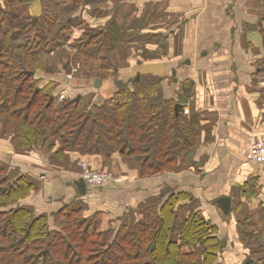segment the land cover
<instances>
[{
    "label": "crops",
    "instance_id": "0c3cea01",
    "mask_svg": "<svg viewBox=\"0 0 264 264\" xmlns=\"http://www.w3.org/2000/svg\"><path fill=\"white\" fill-rule=\"evenodd\" d=\"M77 2L84 5L76 9L63 3L60 10L63 20H80L75 33L92 34L109 20L114 24L109 22L101 30L113 35L102 55L110 58L108 70H115L116 75L98 68L88 70L107 90L96 92L92 101L111 96L118 82L129 83L138 74L153 73L162 78L156 99L179 101L183 97L190 113L201 115L203 141L189 153L188 162L172 171L143 176L135 158L118 153L109 160L99 154L82 155L65 149L62 140L53 136L39 147L24 149L14 139V125L1 124L0 160L8 165L13 179L27 175L35 183L21 205L47 214L54 226L59 224L53 212L66 204L83 207L88 216L99 212L102 228L108 230L123 224L135 226L147 207L161 206L170 194L180 192L179 204L199 211L217 227L224 244L216 264H244L250 249H258L257 257L262 258L264 166L251 159L250 147L254 139L264 138V0ZM49 3L0 0V8L10 12L12 20H51L55 8ZM42 59L40 77L54 81L56 92L69 98L75 89L68 90L70 81L79 67L69 65L67 58L63 62L57 50L45 51ZM62 76L68 79L66 88ZM184 83L189 85L187 96L180 90ZM84 161L95 169L111 171L113 179L104 185L86 183L82 195L77 181ZM224 196L231 200L229 216L216 203ZM195 248L201 258L195 264H202L204 246Z\"/></svg>",
    "mask_w": 264,
    "mask_h": 264
},
{
    "label": "trees",
    "instance_id": "16d2710c",
    "mask_svg": "<svg viewBox=\"0 0 264 264\" xmlns=\"http://www.w3.org/2000/svg\"><path fill=\"white\" fill-rule=\"evenodd\" d=\"M9 13L0 8V30L8 36ZM109 22L113 24L109 20L96 26L98 31L73 38L67 20L47 41L29 38L21 44V54L2 41L0 125H14V139L24 149L39 147L53 136L62 140L65 149L82 155L99 154L109 160L118 153L135 158L143 176L172 171L188 162L189 153L201 145L204 128L199 113H184L183 97L179 101L155 98L161 77L142 74L101 101L59 100L56 83L40 77L43 53L53 50L63 62L67 58L69 65L79 67L77 73L98 68L116 75L108 70L110 58L102 55L109 49L110 35L101 29ZM29 25L38 30L32 20ZM188 87L184 83L180 89L186 96ZM34 187L27 175L13 179L0 160V264H195L201 260L194 249L197 245L204 246L202 264L217 263L222 242L217 227L199 211L179 204L180 192L170 194L161 206L147 207L135 226L106 230L99 212L88 216L83 207L71 204L53 212L59 224L54 226L47 214L21 205ZM258 252L250 249L244 264H264Z\"/></svg>",
    "mask_w": 264,
    "mask_h": 264
},
{
    "label": "rangeland",
    "instance_id": "374dc122",
    "mask_svg": "<svg viewBox=\"0 0 264 264\" xmlns=\"http://www.w3.org/2000/svg\"><path fill=\"white\" fill-rule=\"evenodd\" d=\"M44 1H46V0H44ZM67 1L68 0H52V2H51L48 0V2H50L49 4L54 6L55 9L53 11H51L52 12L51 20H40V21L37 20L36 21L35 26L36 27L38 26V30L31 28V26L29 25V20H27V19L12 20L11 25H10V29L8 30L9 36L3 35V33H2L3 28L1 27L2 31L0 30V48L2 47V41H6L7 44H11L13 46V52L21 54V44L25 43L29 38L33 39V38L37 37L38 39H41V38H43L44 40H46V38L49 39V37L57 30L58 26L64 24L67 21L65 19L63 20V18H64V17L62 18L63 13H61V11H60V10H62V8L64 6L63 3L69 4V5L73 6V8H76V9L80 8L84 5V4L79 5L77 0H72L69 2H67ZM60 2H62V3L59 4ZM69 11H70V14H72V12H74L72 10H69ZM90 12L91 13L94 12L92 8L90 9ZM60 19H62V20H60ZM79 21L80 20L78 18H76L75 20H71V23L69 24V26H71V28H70L71 30L69 33H71L70 35L73 38H74V36L81 35L80 33L74 32V30L76 29L75 26L81 25V22L79 23ZM81 21H83V20H81ZM115 21L117 22L118 20L115 19ZM86 24H87V22L85 23V25ZM89 28H92V27H89ZM66 36H67V34H66ZM73 42L74 41H72V43ZM111 63L112 62H110V63L107 62V64H109L108 68H111ZM85 72L82 71L81 73H78L70 81V87L68 88V90L73 88V87H75V89H71V91H70L71 93L68 94L69 98H76V95H78V94L81 95L82 93H87V95L83 96V99L86 101H90L95 97L96 92L101 93L103 91H107L105 83L101 84V81H102L101 79L97 80V78H92L93 74L92 75H91V73L89 74L88 71L86 73ZM52 74H54V73H52ZM61 80H62V82H65L64 87L66 88V82L68 79L65 78L64 76H62ZM85 85H86V87H84ZM115 85H118V84H115ZM65 88H62V89H65ZM117 88H121V87L118 85ZM62 89L60 88L59 90H62ZM62 93L65 95L64 92H62ZM65 98H66V95H65ZM95 101H101V99H96ZM224 214L229 216L231 214V210L229 212H224Z\"/></svg>",
    "mask_w": 264,
    "mask_h": 264
},
{
    "label": "built area",
    "instance_id": "2783aa9c",
    "mask_svg": "<svg viewBox=\"0 0 264 264\" xmlns=\"http://www.w3.org/2000/svg\"><path fill=\"white\" fill-rule=\"evenodd\" d=\"M64 98L65 95L60 93L59 100ZM184 113L189 114L190 108L185 107ZM250 155L255 163L264 166V138H256L252 141ZM81 176L87 184L91 185H104L114 177L111 171L95 169L86 161L81 164Z\"/></svg>",
    "mask_w": 264,
    "mask_h": 264
},
{
    "label": "water",
    "instance_id": "95a60500",
    "mask_svg": "<svg viewBox=\"0 0 264 264\" xmlns=\"http://www.w3.org/2000/svg\"><path fill=\"white\" fill-rule=\"evenodd\" d=\"M37 19H38L37 17L33 18V20H32L33 26H35ZM33 73H34L33 71H29L28 72V74H33ZM136 78L139 79L140 78V74H138ZM118 85L120 87H123L124 83L123 82H118ZM80 97H81V95L76 96V100L78 101L80 99ZM51 100H52V98H51ZM175 109H176V112H179V109H180L179 104L175 105ZM77 186L79 188L80 193L82 195H85L86 194V190H87V184H86L85 180L82 177L77 181ZM216 203L223 208L224 212H229L231 210V200H230L229 197H226V196L221 197L220 199L217 200ZM223 244L224 243L222 242V245ZM247 262L250 263V259H248Z\"/></svg>",
    "mask_w": 264,
    "mask_h": 264
}]
</instances>
